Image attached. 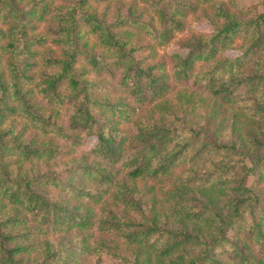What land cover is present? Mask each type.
Here are the masks:
<instances>
[{"label": "trees", "instance_id": "obj_1", "mask_svg": "<svg viewBox=\"0 0 264 264\" xmlns=\"http://www.w3.org/2000/svg\"><path fill=\"white\" fill-rule=\"evenodd\" d=\"M109 1L0 0V264H264V0Z\"/></svg>", "mask_w": 264, "mask_h": 264}, {"label": "rangeland", "instance_id": "obj_2", "mask_svg": "<svg viewBox=\"0 0 264 264\" xmlns=\"http://www.w3.org/2000/svg\"><path fill=\"white\" fill-rule=\"evenodd\" d=\"M53 1H56V0H53ZM122 1H124V3H129V0H110L109 1L110 7H109V4L106 3L104 5H99V6L94 5L93 8L97 9L98 12H101L104 9V7L108 5L109 7L108 11H109V14H111L114 12V7L116 5L121 4ZM238 1L247 3L249 1L258 2L260 0H238ZM137 10L139 11V13L142 14L143 18L148 19L151 17V14H150L151 12L144 5L138 4ZM122 12L124 13V10H122ZM184 21L186 24L184 31L182 33H175L173 42L181 41L186 36H188L190 33L197 34V33L208 32L210 30L209 26L201 22H194V19L192 16H188L187 18L184 19ZM131 40L133 43H136V42L139 44L149 43L148 38L144 36L136 35L135 33H132ZM89 41L94 42V39L91 38L89 39ZM149 51L151 50H145L142 56L146 57L149 64L159 66L160 69L158 70V73H168L169 66L167 63V58H166L164 49L161 47L156 48L154 51V54L152 55L153 57H151V52ZM235 53H236L235 51L228 52V54L230 55H235ZM87 78L89 81H93L94 79H97L93 74H89ZM98 80H101V79H98ZM104 83L109 84L111 86L113 85L112 82L108 80H105ZM177 95H180L182 99L184 100H188L189 102L188 104L190 105V110L193 111L191 112L192 117L196 120L201 119V118H197V116L204 115V114H212L209 111H213V113L216 115L214 116V119H212L213 121L211 122V126L214 128L218 127L221 131L232 121V115L229 112H227L225 107L218 105V104H214L213 102H211L210 98L206 96L205 94L197 93V92L195 93L193 92L192 89L176 88L175 91L168 98H170L171 102H174ZM108 98L112 101L122 98L123 100H126V102H129L126 99V96L122 94L119 90L112 91L108 95ZM61 117H63V115H61ZM118 127L127 132H129L131 129L130 124L127 122H121ZM128 185L130 187H134L137 190V192L143 195L146 194V200L147 199L150 201L152 200L155 203L156 209L158 211H161L162 206L160 205V201H159L160 198L158 196V190H157L158 186L155 182L146 180V179H137L134 181H129ZM67 239H70L69 235L67 236ZM81 260L83 261V263L81 264H91V259L88 256L83 255L81 257ZM103 261L108 262L109 261L108 257L104 256Z\"/></svg>", "mask_w": 264, "mask_h": 264}]
</instances>
